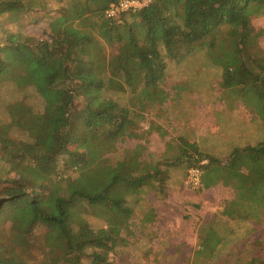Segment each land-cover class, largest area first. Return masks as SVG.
<instances>
[{
	"label": "trees",
	"instance_id": "16d2710c",
	"mask_svg": "<svg viewBox=\"0 0 264 264\" xmlns=\"http://www.w3.org/2000/svg\"><path fill=\"white\" fill-rule=\"evenodd\" d=\"M54 1L43 37L0 28V83L17 92L0 106V174L13 175L0 177V224L11 225L16 237L10 251V235L0 233V264H17L13 248H29L37 232L47 264H115L137 197L145 189L163 192L167 176L159 162L141 159L144 145L115 161L105 156L152 132L164 139L158 125H140L189 92L176 85L171 95L164 84L170 64L196 55L219 72L216 101L242 107L260 131L257 141L235 144L223 159L182 137L165 143L166 166L198 168L200 187L233 191L221 213L198 228L192 261L264 264V239L250 257L219 255L231 233L225 221L257 225L264 216V29L251 26L264 15V0H149L113 17L106 12L122 0ZM45 9L41 0H0V24L19 25ZM75 205L96 210V217L105 213L107 227L76 222Z\"/></svg>",
	"mask_w": 264,
	"mask_h": 264
},
{
	"label": "rangeland",
	"instance_id": "374dc122",
	"mask_svg": "<svg viewBox=\"0 0 264 264\" xmlns=\"http://www.w3.org/2000/svg\"><path fill=\"white\" fill-rule=\"evenodd\" d=\"M41 1L46 5L45 10L29 13L19 25L1 23L0 28L7 27L10 31L43 37L47 23L54 16L53 12L58 5L54 0ZM46 11L50 13L49 16L45 15ZM251 26L255 31L264 29V15L253 18ZM259 46H264V36L260 38ZM168 68L164 90L172 95V87L182 85L189 92L177 100L168 99L154 113L146 115L145 121L140 125L144 131L148 129L150 122L158 125L165 131L164 139L152 132L144 140L125 141L118 145L116 153L105 156L106 159L115 161L123 151L144 145L141 159L154 164L159 162L158 168L166 172L167 176L163 192L155 194L145 189L137 197L138 201L134 205L128 225L120 230L119 246L113 255L115 264H194L192 253L198 244V228L201 223L221 213L224 205L233 198V191L222 184L210 188L188 185L190 169H186L185 164L177 167L164 164L162 156L166 151L165 143L182 137L190 143H199L204 151H210L214 156L223 159L235 144L243 146L258 140L259 122L251 121V115L236 104L230 108L228 104L216 101L220 94L217 87L219 72L212 66H204L202 55L186 57L180 66L170 64ZM16 93L13 85L2 81L0 106L3 102L13 100ZM27 102L35 103L31 100ZM3 121L5 116L0 108V122ZM203 164L206 162L203 161L201 165ZM11 175L4 173L0 177L9 178ZM53 185L58 186L55 182ZM72 212L76 222L80 218L94 229L107 227L108 217L105 213L96 217V210L86 205H75ZM225 222V231L231 233L219 246V255L228 254L229 251L233 255L239 253L245 257L254 255L259 249L258 243L264 239V216L257 225ZM9 228L11 230V225L0 224V233L5 230L8 232L6 237L10 235L5 247L12 251L11 246L16 237L13 230L9 233ZM34 238L30 241V247L21 248V252L19 247L13 248V252L19 256L17 264H47L48 250L41 248V233H35ZM230 258L232 261V257Z\"/></svg>",
	"mask_w": 264,
	"mask_h": 264
},
{
	"label": "built area",
	"instance_id": "2783aa9c",
	"mask_svg": "<svg viewBox=\"0 0 264 264\" xmlns=\"http://www.w3.org/2000/svg\"><path fill=\"white\" fill-rule=\"evenodd\" d=\"M149 4V0H122L117 6L111 7L107 12V17H113L117 13L131 11L134 12ZM201 171L198 168H192L188 172L187 184L192 187H199Z\"/></svg>",
	"mask_w": 264,
	"mask_h": 264
}]
</instances>
